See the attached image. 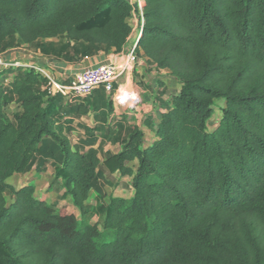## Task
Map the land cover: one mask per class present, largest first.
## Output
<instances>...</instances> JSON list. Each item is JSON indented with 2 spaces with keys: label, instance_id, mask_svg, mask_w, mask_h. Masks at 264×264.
I'll return each mask as SVG.
<instances>
[{
  "label": "trees",
  "instance_id": "obj_1",
  "mask_svg": "<svg viewBox=\"0 0 264 264\" xmlns=\"http://www.w3.org/2000/svg\"><path fill=\"white\" fill-rule=\"evenodd\" d=\"M143 1L0 0V56L31 45L74 62L136 31V53L179 84L151 142L132 124L101 160L95 139L71 141L65 112L111 109L104 87L64 104L35 67L0 70V264H264V0ZM49 160L83 220L9 183ZM104 170L129 176L132 195L104 192Z\"/></svg>",
  "mask_w": 264,
  "mask_h": 264
},
{
  "label": "crops",
  "instance_id": "obj_2",
  "mask_svg": "<svg viewBox=\"0 0 264 264\" xmlns=\"http://www.w3.org/2000/svg\"><path fill=\"white\" fill-rule=\"evenodd\" d=\"M138 2L142 8L144 1L138 0ZM136 15L137 14L134 15V19L137 18ZM136 33L138 32L133 31L127 45L120 51H116L115 49L108 52L100 50L97 54L87 56L74 62L64 60L54 55L45 54L39 48L31 45L11 48L1 54L0 57L1 60L5 62L8 61L6 64L12 66L27 65L35 68L42 67L48 78L69 83L76 73L84 69L114 62L121 63L130 61L128 52L133 39L137 36ZM50 40L54 39H49V41ZM136 56V60L130 62L125 72L116 81L114 95H109L106 92L109 98L105 103L108 102V100H112L113 105L111 109L102 104L101 110L91 108L89 113L79 116L73 114L72 111L65 112V118H73V131L77 132L82 130L83 135L81 138H87V142H89L91 138L95 139L94 147L98 149L101 160H103L108 153H118L122 149L121 139H123L126 134V129L130 125H134L137 121L138 108L135 106H128V100L124 103L126 100L124 99L126 92H131L130 96L133 95V99H136L137 96V98L140 97L143 101L148 100L146 97L153 100L155 107L153 108V113L149 114L150 118L147 117L149 119L146 118L143 120L142 124H138L149 136V134H153L152 127H154L159 119L160 113L166 109L165 104L171 99V94L178 91L179 85L170 75L169 71L157 70L155 65L149 63L147 57L142 54L136 53ZM173 81H175V86L173 85ZM87 100L89 101L90 98ZM63 101L64 104L76 103L69 102L65 98ZM17 110L18 108L16 111ZM74 115L75 117H73ZM96 126L105 127L106 130H104L103 133L97 130L94 132L95 135L93 137H91V135H87L86 137L85 134L87 129ZM109 128H111V130L108 132ZM120 131L122 132L121 138H119ZM80 140H78L77 143ZM88 147L87 145L86 149ZM26 174L29 173L15 174L14 176Z\"/></svg>",
  "mask_w": 264,
  "mask_h": 264
},
{
  "label": "rangeland",
  "instance_id": "obj_3",
  "mask_svg": "<svg viewBox=\"0 0 264 264\" xmlns=\"http://www.w3.org/2000/svg\"><path fill=\"white\" fill-rule=\"evenodd\" d=\"M135 28H138V19H134ZM136 38V37H135ZM134 38V39H135ZM8 62V61H7ZM7 62L1 60L0 57V70L5 67L11 66L10 64H6ZM11 63V62H9ZM125 63V62H124ZM5 65V66H4ZM4 68V69H5ZM10 77L6 82H9ZM173 85L175 86V81H173ZM179 85V84H178ZM133 94V93H132ZM133 98V95H131ZM130 97V98H131ZM148 100H144L147 109H150L149 113H153L155 104L153 100L146 97ZM224 105V100L217 101V108L210 120V129H213L217 126L220 121L222 115L221 106ZM151 107V108H150ZM8 112L10 114L13 113L17 109V106L13 103L8 105ZM142 124V123H141ZM81 131V132H80ZM74 131L69 132V136L72 138H81L83 135V131L79 130V134L73 133ZM150 133V132H149ZM147 141L151 142L154 139L153 134L147 135ZM76 144V143H75ZM104 166L102 165V169ZM104 176L101 179V184L103 187V191L110 195H121V196H131L133 193V188L131 186V178L127 175H122L120 173H110L108 170H104ZM9 183L13 184L16 188H19L25 184H34L36 186V197L40 199L46 200L48 203L56 206V207H66L69 212L75 213L80 220H83V215L81 210L74 206L71 200V196L67 193L65 186L63 184V180L61 178H57L56 170L54 163L51 160L48 161L47 166L42 170H32L29 174L26 175H17L9 178ZM7 198L9 202L13 201V197L11 193H7ZM88 204V223L94 224L96 222L102 221V215L99 213L98 209L100 203L97 201V192L92 191L90 197L87 201ZM101 229L103 228L100 225Z\"/></svg>",
  "mask_w": 264,
  "mask_h": 264
},
{
  "label": "built area",
  "instance_id": "obj_4",
  "mask_svg": "<svg viewBox=\"0 0 264 264\" xmlns=\"http://www.w3.org/2000/svg\"><path fill=\"white\" fill-rule=\"evenodd\" d=\"M135 39H133L128 52L130 61H126L125 63L114 62L84 69L76 73L69 83L49 78L47 85L49 92L52 94L60 93L67 101L73 103L78 102L82 98L91 96L94 90L99 87H104L109 95H114L116 81L125 72L130 62L135 61L137 58L136 50L138 47ZM36 69L46 75L42 67H36ZM128 106H135L138 108L137 121L135 123L137 125L141 124L150 114V109H147L145 102L140 97H138L133 104L129 103ZM73 133L79 134V131H74ZM70 139L73 143H77V141L80 140V138L77 139L72 137H70Z\"/></svg>",
  "mask_w": 264,
  "mask_h": 264
},
{
  "label": "bare ground",
  "instance_id": "obj_5",
  "mask_svg": "<svg viewBox=\"0 0 264 264\" xmlns=\"http://www.w3.org/2000/svg\"><path fill=\"white\" fill-rule=\"evenodd\" d=\"M130 94H131V92H126V93H125V95H124V99H126V100H125L124 103H126V101L128 100L129 102H127V103H131V104H133L134 101L137 100V96H136V99H133V98H130V97H131ZM129 96H130V97H129ZM120 102H121V101H120Z\"/></svg>",
  "mask_w": 264,
  "mask_h": 264
}]
</instances>
